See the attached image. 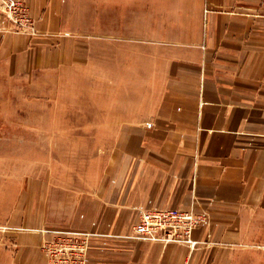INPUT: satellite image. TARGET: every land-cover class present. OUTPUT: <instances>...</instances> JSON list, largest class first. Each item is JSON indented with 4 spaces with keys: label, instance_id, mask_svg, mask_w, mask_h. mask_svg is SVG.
Masks as SVG:
<instances>
[{
    "label": "crops",
    "instance_id": "1",
    "mask_svg": "<svg viewBox=\"0 0 264 264\" xmlns=\"http://www.w3.org/2000/svg\"><path fill=\"white\" fill-rule=\"evenodd\" d=\"M92 1L91 36L73 0H23L31 36L0 14V63L99 73L93 136L117 138L73 204L26 189L0 227L10 264H49L42 242L70 233L88 237L87 264H264V0ZM153 209L202 215L194 245L137 237Z\"/></svg>",
    "mask_w": 264,
    "mask_h": 264
},
{
    "label": "rangeland",
    "instance_id": "2",
    "mask_svg": "<svg viewBox=\"0 0 264 264\" xmlns=\"http://www.w3.org/2000/svg\"><path fill=\"white\" fill-rule=\"evenodd\" d=\"M72 8L73 19L80 14L87 25L76 28L94 35L93 1L73 0ZM0 14L13 33L10 19ZM99 80V73L77 67L44 72L29 63H0V227L28 200L26 189L33 195L32 187L42 185L50 197L73 204L108 172L117 138L93 136L106 126L100 105L109 98ZM11 237L0 233V264L12 260Z\"/></svg>",
    "mask_w": 264,
    "mask_h": 264
},
{
    "label": "built area",
    "instance_id": "3",
    "mask_svg": "<svg viewBox=\"0 0 264 264\" xmlns=\"http://www.w3.org/2000/svg\"><path fill=\"white\" fill-rule=\"evenodd\" d=\"M0 12L5 13L15 29L13 33L35 35L34 20L23 0H0ZM204 222L202 215L175 209L143 211L134 226L137 237L153 239L162 234L165 240L187 241L192 246L191 235ZM41 249L49 264H87L88 237L75 234L56 235L44 240Z\"/></svg>",
    "mask_w": 264,
    "mask_h": 264
}]
</instances>
